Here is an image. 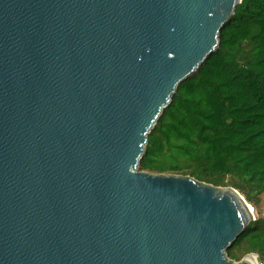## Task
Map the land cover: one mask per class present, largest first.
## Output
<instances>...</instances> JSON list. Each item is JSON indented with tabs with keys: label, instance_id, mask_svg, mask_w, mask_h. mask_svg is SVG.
<instances>
[{
	"label": "water",
	"instance_id": "95a60500",
	"mask_svg": "<svg viewBox=\"0 0 264 264\" xmlns=\"http://www.w3.org/2000/svg\"><path fill=\"white\" fill-rule=\"evenodd\" d=\"M242 0H0V264H252L233 186L139 168Z\"/></svg>",
	"mask_w": 264,
	"mask_h": 264
},
{
	"label": "trees",
	"instance_id": "16d2710c",
	"mask_svg": "<svg viewBox=\"0 0 264 264\" xmlns=\"http://www.w3.org/2000/svg\"><path fill=\"white\" fill-rule=\"evenodd\" d=\"M139 168L233 186L258 211L264 195V0H242L219 45L183 80L148 135ZM259 213V212H257ZM264 263V216L227 249Z\"/></svg>",
	"mask_w": 264,
	"mask_h": 264
},
{
	"label": "rangeland",
	"instance_id": "374dc122",
	"mask_svg": "<svg viewBox=\"0 0 264 264\" xmlns=\"http://www.w3.org/2000/svg\"><path fill=\"white\" fill-rule=\"evenodd\" d=\"M257 212H259V213H257ZM254 213H255V217H257L258 215L264 216V195H262V198L260 200V204L258 206V211H256L254 208ZM235 261H237V260H235ZM257 261L260 264L261 260L259 259V257L257 258Z\"/></svg>",
	"mask_w": 264,
	"mask_h": 264
},
{
	"label": "bare ground",
	"instance_id": "6f19581e",
	"mask_svg": "<svg viewBox=\"0 0 264 264\" xmlns=\"http://www.w3.org/2000/svg\"><path fill=\"white\" fill-rule=\"evenodd\" d=\"M247 258L251 261L252 264H258L256 256L252 255L248 256Z\"/></svg>",
	"mask_w": 264,
	"mask_h": 264
},
{
	"label": "built area",
	"instance_id": "2783aa9c",
	"mask_svg": "<svg viewBox=\"0 0 264 264\" xmlns=\"http://www.w3.org/2000/svg\"><path fill=\"white\" fill-rule=\"evenodd\" d=\"M259 264V263H258ZM260 264H264L262 261H260Z\"/></svg>",
	"mask_w": 264,
	"mask_h": 264
}]
</instances>
